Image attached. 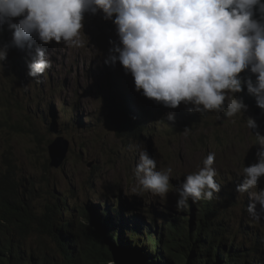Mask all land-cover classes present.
Segmentation results:
<instances>
[{
	"label": "rangeland",
	"instance_id": "rangeland-1",
	"mask_svg": "<svg viewBox=\"0 0 264 264\" xmlns=\"http://www.w3.org/2000/svg\"><path fill=\"white\" fill-rule=\"evenodd\" d=\"M83 23L81 46L72 47L63 41L41 46L49 54L52 67L38 78L28 76L32 56L25 57L22 48H11L7 59L0 61V163L4 167L12 163L35 183L38 209L54 200L44 192L50 183L57 197L72 198L68 204L77 221L81 208L94 212L96 205L104 208L106 203L114 210L118 196L124 195L146 217L151 211L165 217H158L161 222L173 216L187 218L190 230L192 211H177V184L173 180H184L214 152V179L221 185L216 198L223 203L222 209L228 211L231 224L249 242L256 231L264 237V222H252L247 213L248 194L235 191L242 182L243 167L257 162L259 145L247 127L248 108L233 117L215 111L201 115L189 112L191 105L184 102L171 109L145 97L142 90H135L132 75L126 74L118 61L105 62L109 41L119 43L113 21L105 19L100 11L86 12ZM7 41V37L0 36V43ZM234 96L248 106L243 93ZM142 107L147 108L142 112ZM139 113L148 131L132 141L119 136V118L127 114L134 118ZM169 113L174 114V121L166 120ZM54 122L58 131H52ZM256 131L264 135V120ZM59 136L67 139L70 146L63 164L55 168L50 166L48 146ZM143 148L156 159L157 171L173 168L166 198L150 191L139 195L132 191L137 187L134 169ZM260 188H264V177L254 190ZM131 214L127 212L125 216ZM134 221L136 228L144 224L139 218ZM247 221L252 225L248 223L245 229L242 223ZM71 232L79 234L76 229ZM29 247L37 250L39 242L31 238ZM138 247L148 251L144 244Z\"/></svg>",
	"mask_w": 264,
	"mask_h": 264
},
{
	"label": "clouds",
	"instance_id": "clouds-1",
	"mask_svg": "<svg viewBox=\"0 0 264 264\" xmlns=\"http://www.w3.org/2000/svg\"><path fill=\"white\" fill-rule=\"evenodd\" d=\"M100 11L113 21L119 38V43L109 41L105 62L118 61L132 75L137 92L171 109L184 102L191 105L189 112L201 115L215 111L233 117L248 108L247 127L259 145L257 162L243 167L235 191L248 194L251 221L264 222V188L254 190L264 177V135L256 131L264 120V0H0V36L8 38L0 43V61L11 48H22L25 57L32 56L28 76L38 78L52 67L41 46L53 41L81 46L84 14ZM239 92L248 106L235 98ZM133 116L142 121L140 113ZM174 119L167 114V121ZM215 160L211 152L197 171L173 180L177 211L188 202L191 207L192 202L216 198L221 185L214 179ZM156 168L147 148L140 149L134 193L167 197L173 168Z\"/></svg>",
	"mask_w": 264,
	"mask_h": 264
},
{
	"label": "trees",
	"instance_id": "trees-1",
	"mask_svg": "<svg viewBox=\"0 0 264 264\" xmlns=\"http://www.w3.org/2000/svg\"><path fill=\"white\" fill-rule=\"evenodd\" d=\"M119 120L118 135L130 141L148 131L129 114ZM35 186L12 163H0V264H264V237L256 231L249 242L217 198L192 202L191 207L188 202L189 208L181 210L192 211L190 230L185 217L161 222L151 211L141 229L132 224L143 211L134 206L126 217L119 203L124 195L118 196L114 210L106 203L104 208L96 205L94 212L81 208L77 221L68 204L72 198L57 197L50 183L44 192L54 200L38 209ZM248 223L252 225L247 221L243 228ZM31 238L40 248L30 249Z\"/></svg>",
	"mask_w": 264,
	"mask_h": 264
},
{
	"label": "water",
	"instance_id": "water-1",
	"mask_svg": "<svg viewBox=\"0 0 264 264\" xmlns=\"http://www.w3.org/2000/svg\"><path fill=\"white\" fill-rule=\"evenodd\" d=\"M52 131H58L55 122L52 125ZM55 133L57 134V132ZM69 146V141L62 136L57 137L52 143L49 144L48 151L51 167L59 168L63 164L66 159ZM119 203L120 209L123 213L132 211L133 207L124 196L120 197ZM141 220L146 221V218L144 216H141Z\"/></svg>",
	"mask_w": 264,
	"mask_h": 264
},
{
	"label": "bare ground",
	"instance_id": "bare-ground-1",
	"mask_svg": "<svg viewBox=\"0 0 264 264\" xmlns=\"http://www.w3.org/2000/svg\"><path fill=\"white\" fill-rule=\"evenodd\" d=\"M228 218V217H227ZM174 251V250H173Z\"/></svg>",
	"mask_w": 264,
	"mask_h": 264
}]
</instances>
